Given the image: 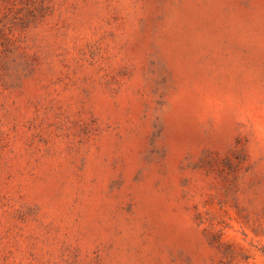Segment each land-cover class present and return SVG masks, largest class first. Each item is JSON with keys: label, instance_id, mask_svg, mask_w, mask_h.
<instances>
[{"label": "rangeland", "instance_id": "374dc122", "mask_svg": "<svg viewBox=\"0 0 264 264\" xmlns=\"http://www.w3.org/2000/svg\"><path fill=\"white\" fill-rule=\"evenodd\" d=\"M0 264H264V0H0Z\"/></svg>", "mask_w": 264, "mask_h": 264}]
</instances>
